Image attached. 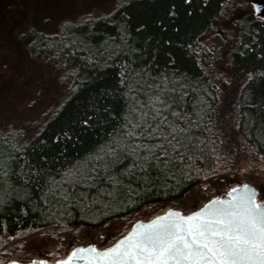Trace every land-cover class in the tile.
<instances>
[{"label": "trees", "instance_id": "16d2710c", "mask_svg": "<svg viewBox=\"0 0 264 264\" xmlns=\"http://www.w3.org/2000/svg\"><path fill=\"white\" fill-rule=\"evenodd\" d=\"M40 1L24 2L10 16L8 34L18 42L19 30L22 52L68 71L69 92L35 135L0 127L1 242L29 228H98L172 202L227 173L223 158L233 156L222 144L229 133L264 167V16L240 11L247 0H125L106 14L64 19L37 9ZM234 4L225 63L244 80L226 103L208 69L211 51L200 44ZM29 14L37 21L30 29ZM152 96L168 105H157L159 115L148 104ZM144 112L148 127L136 131L145 134L125 137V125L139 123ZM155 129L162 135H146ZM176 141L187 143V152L174 150ZM137 143L161 144L153 150L159 167L156 159L142 160Z\"/></svg>", "mask_w": 264, "mask_h": 264}, {"label": "rangeland", "instance_id": "374dc122", "mask_svg": "<svg viewBox=\"0 0 264 264\" xmlns=\"http://www.w3.org/2000/svg\"><path fill=\"white\" fill-rule=\"evenodd\" d=\"M33 1L36 2V0H0V127L20 128L23 137L35 135L56 112L69 92L70 83L69 72L50 59L43 56L33 57L25 51L22 52L19 30H16L18 42L15 41L16 36L12 37L13 33L8 34L7 28H10L9 21L12 20L10 16L18 11L24 2L31 4ZM124 1L41 0L37 9L42 12L47 9L57 19H64L69 16L74 18L78 15L106 14ZM235 4L215 19L210 26L208 37H205L200 44L201 51L205 50L207 53L211 51L207 57L210 61L208 69L226 103L234 99L244 80L243 77L232 73L225 63L226 43H230L233 33L231 22L234 19L233 14L236 13L234 10L237 9ZM246 9L253 10L252 0H247L246 4L239 7L240 11ZM41 11L40 17L45 20ZM36 22L34 14H29L24 24L30 29ZM226 26H229L228 31L225 29ZM24 28L25 26L21 27ZM224 127L225 124H222L220 130ZM229 135L231 138L229 142H223L222 151L226 154L231 152L233 157L232 160L225 156L223 158L230 161L224 166L228 167L225 175L198 183L172 202L149 204L140 212L113 218L98 228L78 226L25 229L16 237L5 239L4 242L0 241V246L4 247L0 249V264H9L12 260H16L18 264H30L40 260L54 261L66 257L73 247H87L90 244L107 247L125 235L137 220L145 221L163 214L169 208L187 214L202 206L214 195H224L227 188L240 182H250L264 192V167L261 160L244 143L235 144L238 136L233 133Z\"/></svg>", "mask_w": 264, "mask_h": 264}, {"label": "snow or ice", "instance_id": "6c2138e0", "mask_svg": "<svg viewBox=\"0 0 264 264\" xmlns=\"http://www.w3.org/2000/svg\"><path fill=\"white\" fill-rule=\"evenodd\" d=\"M148 104L157 115L160 113L157 105L168 107L160 96L150 97ZM147 115V112L141 113L140 122L130 128L125 125V137L144 135L136 130L141 125L148 127L143 123ZM172 131L177 129L173 127ZM153 134L162 135L159 129L146 133L149 137ZM118 147L125 146L119 143ZM141 148L145 150L142 160L156 159L159 167L160 160L153 150L160 149L161 144L137 143L134 151ZM172 148L177 151L183 148L187 152L188 145L176 141ZM109 153L115 154V149H109ZM167 155L160 151L161 157ZM170 162L169 159L163 161L165 165ZM9 264L18 262L12 260ZM38 264H264V192L250 182H240L227 188L224 195H214L187 214L169 208L147 222L137 220L125 235L107 247L95 244L73 247L63 259L40 260Z\"/></svg>", "mask_w": 264, "mask_h": 264}, {"label": "water", "instance_id": "95a60500", "mask_svg": "<svg viewBox=\"0 0 264 264\" xmlns=\"http://www.w3.org/2000/svg\"><path fill=\"white\" fill-rule=\"evenodd\" d=\"M252 6H253V11L256 16H262L264 15V0H252ZM155 217V216H154ZM154 217H150L145 222L148 220L153 219ZM37 264L39 261H36ZM32 264V263H30Z\"/></svg>", "mask_w": 264, "mask_h": 264}]
</instances>
